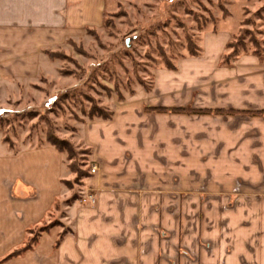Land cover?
Segmentation results:
<instances>
[{
  "label": "crops",
  "instance_id": "1",
  "mask_svg": "<svg viewBox=\"0 0 264 264\" xmlns=\"http://www.w3.org/2000/svg\"><path fill=\"white\" fill-rule=\"evenodd\" d=\"M103 5L0 0V80L33 74L34 53L98 27ZM230 36L205 33L197 57L80 125L95 173L62 204L63 226L4 264H264V54L222 65ZM72 178L51 145L0 151V257L70 196Z\"/></svg>",
  "mask_w": 264,
  "mask_h": 264
},
{
  "label": "rangeland",
  "instance_id": "2",
  "mask_svg": "<svg viewBox=\"0 0 264 264\" xmlns=\"http://www.w3.org/2000/svg\"><path fill=\"white\" fill-rule=\"evenodd\" d=\"M102 14L98 27L64 34L58 45L34 53L39 61L33 74L0 80V151L55 143L73 175L65 183L73 190L70 196L57 200L42 225L28 231L12 252L40 228L62 227V204L81 196L83 178L74 170L90 174L91 167L77 137L95 109L111 113L137 91L151 90L154 73L200 49L205 33L223 31L231 35L229 42L240 37L247 54L255 48L264 52V0H104ZM238 53L244 54L240 47ZM11 253L0 257V264L14 258H8Z\"/></svg>",
  "mask_w": 264,
  "mask_h": 264
},
{
  "label": "trees",
  "instance_id": "3",
  "mask_svg": "<svg viewBox=\"0 0 264 264\" xmlns=\"http://www.w3.org/2000/svg\"><path fill=\"white\" fill-rule=\"evenodd\" d=\"M252 43L254 44V42H252ZM239 47L242 49V51H243L244 54H247L246 47L241 42L240 37L236 40V42H229L226 45V50H231V52L229 54L224 55L222 57V65L229 66L231 64V62L234 61L239 56V53H238V48ZM200 51H201L200 49H195V50H192V51L190 50L189 51L190 52L189 56H191V57H197L199 55V52ZM263 54H264V52L263 53H260L257 48H255L253 50V53H252V55H255V56L259 57V58H261L263 56ZM166 69H168V70H174L175 69V66L174 65H171V64H168V65H166ZM111 116H112V114L109 113V112L108 113H105L103 110L95 109L94 110V113H92L89 116V119H93L94 117H96V118H99V119H102V120H108V119L111 118ZM52 146L58 152H61L62 151L59 148V146H57V144L52 143ZM74 173L76 174V176H79L81 178H84V177H87L88 176L86 172L82 173V172L78 171V169L77 170H74ZM51 227L50 226H46V227L40 228L39 229V232L37 233V235L35 236V238L33 240L31 239V242H28V244H26L23 247V249H21L20 251H16V252L14 251V252H12L9 255L8 258H11L13 256L15 257V256L19 255V253H23V252H26L27 250H30L31 245H33L37 241V239L39 237L38 234H40L42 232L48 231Z\"/></svg>",
  "mask_w": 264,
  "mask_h": 264
},
{
  "label": "built area",
  "instance_id": "4",
  "mask_svg": "<svg viewBox=\"0 0 264 264\" xmlns=\"http://www.w3.org/2000/svg\"><path fill=\"white\" fill-rule=\"evenodd\" d=\"M95 170H96L95 167H91L90 170H89V173H90V174H94V173H95ZM87 199H88L91 203L94 202L92 196H88Z\"/></svg>",
  "mask_w": 264,
  "mask_h": 264
}]
</instances>
